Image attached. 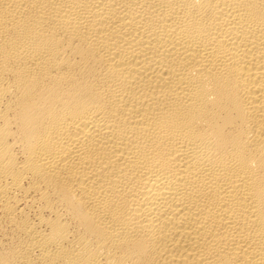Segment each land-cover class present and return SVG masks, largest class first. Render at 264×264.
Masks as SVG:
<instances>
[{"label": "bare ground", "instance_id": "1", "mask_svg": "<svg viewBox=\"0 0 264 264\" xmlns=\"http://www.w3.org/2000/svg\"><path fill=\"white\" fill-rule=\"evenodd\" d=\"M0 264H264V0H0Z\"/></svg>", "mask_w": 264, "mask_h": 264}]
</instances>
